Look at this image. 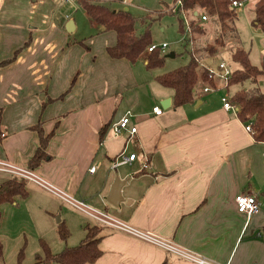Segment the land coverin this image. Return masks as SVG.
I'll return each mask as SVG.
<instances>
[{
  "label": "crops",
  "instance_id": "obj_1",
  "mask_svg": "<svg viewBox=\"0 0 264 264\" xmlns=\"http://www.w3.org/2000/svg\"><path fill=\"white\" fill-rule=\"evenodd\" d=\"M81 9L76 0H0V62L10 60L0 63V159L216 264H264V141L224 106L233 84L199 80L193 100L176 104L158 79L167 71L149 67L148 55L113 57L116 31L85 10L79 20ZM119 111L130 113L134 134L112 133ZM41 131L48 156L31 167ZM122 151L137 156L113 167ZM2 172L0 183L14 175ZM116 177L126 182L118 206L108 200ZM242 192L260 202L251 216L237 209ZM101 223L102 254L85 264H197Z\"/></svg>",
  "mask_w": 264,
  "mask_h": 264
},
{
  "label": "trees",
  "instance_id": "obj_2",
  "mask_svg": "<svg viewBox=\"0 0 264 264\" xmlns=\"http://www.w3.org/2000/svg\"><path fill=\"white\" fill-rule=\"evenodd\" d=\"M76 1L104 30L116 31L117 41L108 47V51L113 57H125L135 62L152 43L148 33L149 26H146V32L138 33L137 17L128 9H113L105 3L107 0ZM177 2L178 0H173V5H176ZM232 2L233 0H181L176 10L189 12L191 15L190 34L188 35L191 41H197L198 36L207 34L206 28L209 23L207 21L216 24L217 32L214 38L207 43L194 44L188 63L158 75V79L163 85L174 89L176 104L188 103L194 98V87L199 80H213L208 76L207 68L199 69L203 58L213 57L224 50L227 44L233 43L230 46L233 48L230 55L238 66L233 68L228 85L241 84V87L232 94L231 99L238 108L237 112L241 120L251 123L255 139L264 141V63L260 66L252 63L248 50L241 46L236 26L238 12ZM168 5L170 4L165 6L166 10H168ZM173 5L170 6L171 10L174 8ZM162 12L163 10H160L159 13ZM194 13L197 15L195 16ZM203 14L206 15V20H203ZM141 21L144 22V19ZM180 23L183 28L182 22ZM253 24L256 28L264 30V0H257L255 3ZM182 30L184 31V29ZM235 43L238 44L235 46ZM160 49L156 48L148 54L149 67H158L164 64ZM8 61L10 60L0 63ZM246 81H250L248 87L244 86ZM49 136H45L41 131V144L31 158V167L38 165L42 159L48 156L46 145ZM28 194L27 180L21 176L13 175L0 183V206L3 202H14L18 196L25 198ZM1 218L2 211L0 209V222ZM101 227L99 224L89 225L87 236L76 246L67 247L56 253H52L46 248L45 264H51L53 261L59 264L94 263L102 254V249L99 246ZM59 231L62 237L68 236V230L65 227L61 226ZM2 255L3 243L0 238V258Z\"/></svg>",
  "mask_w": 264,
  "mask_h": 264
},
{
  "label": "rangeland",
  "instance_id": "obj_3",
  "mask_svg": "<svg viewBox=\"0 0 264 264\" xmlns=\"http://www.w3.org/2000/svg\"><path fill=\"white\" fill-rule=\"evenodd\" d=\"M256 1L244 0L243 5L237 9L236 26L241 46L248 50L251 62L260 66L264 63V30L256 28L253 24ZM105 3L113 9H128L135 15L138 20V33L146 32V26H149L148 33L153 44L168 43L167 47L160 49L164 64L155 67V70L169 71L188 63L194 44L207 43L217 32L216 24L207 21L209 22L206 28L207 34L198 36L197 41H191L188 36L190 34L188 22L191 15L189 12H178L176 6L171 10L173 0H107ZM167 4H170L168 10L165 8ZM160 10L163 12L159 13ZM80 12L82 13L78 19L86 20L83 15L84 9ZM142 19L144 22L141 21ZM237 44L235 43V46ZM231 45L233 43L227 44L224 50L213 57L203 58L199 69L207 67L214 72L215 77H219L221 73L219 64L222 60L227 61L232 67L238 66L231 58L230 54L233 50L230 48ZM171 52L175 55L170 56ZM149 53L147 47L141 55L142 59ZM249 84L250 81H246L244 86L248 87ZM239 87L241 84H233L226 93L232 95ZM3 173L5 172L0 171V175ZM30 182L27 181L30 193L27 197L18 196L16 201H6L0 206L2 211L0 238L3 243L0 264H45L46 248L56 253L67 247L76 246L88 234L87 223L90 226L101 223L85 210L60 198L49 189L38 184L36 185L41 190L31 187ZM61 226L68 230L67 237L61 236L59 231ZM51 264L59 263L53 261Z\"/></svg>",
  "mask_w": 264,
  "mask_h": 264
},
{
  "label": "built area",
  "instance_id": "obj_4",
  "mask_svg": "<svg viewBox=\"0 0 264 264\" xmlns=\"http://www.w3.org/2000/svg\"><path fill=\"white\" fill-rule=\"evenodd\" d=\"M180 2H181V0H178L177 4L174 5V7L175 6L177 7V5ZM243 3H244V1H241V0H233L232 5L238 9L243 5ZM202 18H203V20L207 19L205 14L202 15ZM188 30L190 31L189 22H188ZM167 46H168L167 42H164L161 45H156V44L151 43L148 46V51L151 52V51L155 50L156 48L163 49ZM219 68L221 71L219 77H221L222 79H224V81L226 83H228L229 78L233 72V68L225 60H222L220 62ZM207 69H208V76L210 78H213L215 76L214 72L209 68H207ZM209 89H211V86L205 87L206 91H208ZM222 99L224 101V106L226 108L233 109L236 112L238 111L237 106L229 99V97L223 96ZM154 110L156 111V113L159 114L163 111V108L161 106H156L154 108ZM131 124L132 123H131L130 113H124L120 117V119L112 122V124H111L112 133L114 135H120L124 131H129L131 134H134L137 131V126L131 125ZM246 128H247V130L253 132V128L251 126V123H248L246 125ZM2 135H4V133H2ZM136 156H137L136 153H131L128 155L125 151H122L120 154H118L115 157V159L113 161V167H117V166L124 164V163H127V162H132L136 158ZM95 169H96V166H92L90 168L91 171H95ZM0 171L10 172L14 175H18L21 177H25L29 180L36 181L39 184L46 187L47 189L52 190L53 192L57 193L58 195H60L64 199L70 201L71 203H73L77 207L85 210L87 213L92 215L97 220L104 222V223H109V224H112L114 226H117L120 229H123V230L145 240V241H148L150 243L161 246L169 252L177 253L184 258H187L189 260L196 262L197 264H216L215 262H212L211 260H209V259H207L201 255H198L196 253H193V252L187 250L186 248L181 247L180 245H178L177 243H175L172 240L160 237L151 231L142 230V229L136 228L134 226H131L129 224L123 223L121 221L115 220V219L111 218L108 214H106L105 212H101V211H98L96 209L91 208L90 206H87L83 201H78L75 198L64 193L63 191L51 186L49 183L44 181L39 175H37L31 169L13 164L12 162L7 161V160L0 159ZM235 201H236L238 211L246 214L247 216H251L253 213L259 211V209H260V202L257 200V198L254 195H251L248 193H244V192L239 193L236 196ZM167 264H172V263L168 262Z\"/></svg>",
  "mask_w": 264,
  "mask_h": 264
},
{
  "label": "water",
  "instance_id": "obj_5",
  "mask_svg": "<svg viewBox=\"0 0 264 264\" xmlns=\"http://www.w3.org/2000/svg\"><path fill=\"white\" fill-rule=\"evenodd\" d=\"M169 55L174 56L175 53L171 52ZM169 103H170V99L167 98L161 104L163 105V107H166L169 106ZM124 113H125L124 111H119L118 114L116 115L115 120L120 119V117ZM125 183H126L125 180H122L120 177H116L108 197L109 202L118 206L120 202L124 201V196L122 194V187L125 185Z\"/></svg>",
  "mask_w": 264,
  "mask_h": 264
}]
</instances>
